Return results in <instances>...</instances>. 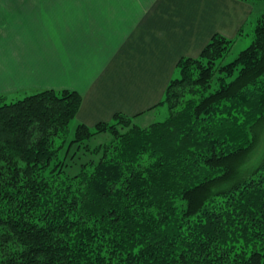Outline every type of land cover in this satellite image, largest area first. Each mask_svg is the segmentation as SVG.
Segmentation results:
<instances>
[{
  "label": "trees",
  "instance_id": "1",
  "mask_svg": "<svg viewBox=\"0 0 264 264\" xmlns=\"http://www.w3.org/2000/svg\"><path fill=\"white\" fill-rule=\"evenodd\" d=\"M254 18L233 60L221 33L179 60L147 126L80 122L73 89L1 94L0 264H264V7Z\"/></svg>",
  "mask_w": 264,
  "mask_h": 264
},
{
  "label": "crops",
  "instance_id": "2",
  "mask_svg": "<svg viewBox=\"0 0 264 264\" xmlns=\"http://www.w3.org/2000/svg\"><path fill=\"white\" fill-rule=\"evenodd\" d=\"M244 0H0V95L73 89L94 126L158 104L182 57L237 38L263 9ZM30 95V94H29Z\"/></svg>",
  "mask_w": 264,
  "mask_h": 264
},
{
  "label": "rangeland",
  "instance_id": "3",
  "mask_svg": "<svg viewBox=\"0 0 264 264\" xmlns=\"http://www.w3.org/2000/svg\"><path fill=\"white\" fill-rule=\"evenodd\" d=\"M257 7L258 9H260L261 7H264V1L259 2ZM251 20H253V18L249 20L250 23L249 25L246 26L244 34L242 36H238V38L236 39V42L232 48V51L227 57V61L233 60L243 49L247 48L248 46L252 44L254 40V34H252V30L254 28L255 21L253 22ZM29 94H31L30 91L27 93L21 92L20 94H17L14 96L10 95L8 96V101L11 102L15 99L24 98L25 96ZM165 117H166V114L164 110L162 109L158 113L157 112L156 113L154 112L145 113L140 119H138L137 122L142 126H147L155 121L163 120L165 119ZM263 155H264V137H263L262 143L259 146V151L257 155L255 156V160L258 161L261 157H263Z\"/></svg>",
  "mask_w": 264,
  "mask_h": 264
}]
</instances>
